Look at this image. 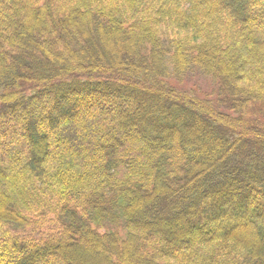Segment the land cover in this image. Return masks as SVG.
<instances>
[{
    "label": "trees",
    "instance_id": "trees-1",
    "mask_svg": "<svg viewBox=\"0 0 264 264\" xmlns=\"http://www.w3.org/2000/svg\"><path fill=\"white\" fill-rule=\"evenodd\" d=\"M0 264H264V0H0Z\"/></svg>",
    "mask_w": 264,
    "mask_h": 264
},
{
    "label": "rangeland",
    "instance_id": "rangeland-1",
    "mask_svg": "<svg viewBox=\"0 0 264 264\" xmlns=\"http://www.w3.org/2000/svg\"><path fill=\"white\" fill-rule=\"evenodd\" d=\"M171 82L175 84L174 80H171ZM186 86L188 87V90H191L190 88H195L193 89V91L196 93L211 92V86H208V83L205 82L202 78H200L198 74H195L189 80L187 79ZM186 86L185 83L183 85V82L179 85V87L182 89H185Z\"/></svg>",
    "mask_w": 264,
    "mask_h": 264
}]
</instances>
